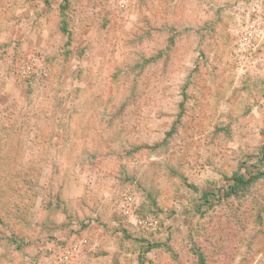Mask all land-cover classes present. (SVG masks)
<instances>
[{
	"label": "rangeland",
	"instance_id": "374dc122",
	"mask_svg": "<svg viewBox=\"0 0 264 264\" xmlns=\"http://www.w3.org/2000/svg\"><path fill=\"white\" fill-rule=\"evenodd\" d=\"M0 264H264V0H0Z\"/></svg>",
	"mask_w": 264,
	"mask_h": 264
},
{
	"label": "trees",
	"instance_id": "16d2710c",
	"mask_svg": "<svg viewBox=\"0 0 264 264\" xmlns=\"http://www.w3.org/2000/svg\"><path fill=\"white\" fill-rule=\"evenodd\" d=\"M62 31L63 33L66 32V29L64 28V25L62 26ZM257 177H250L246 179L242 175H233L230 180L233 182L232 185L229 187V191L227 192L228 196L235 195L237 191L244 187V186H249Z\"/></svg>",
	"mask_w": 264,
	"mask_h": 264
}]
</instances>
